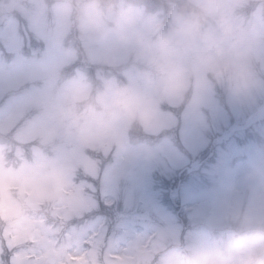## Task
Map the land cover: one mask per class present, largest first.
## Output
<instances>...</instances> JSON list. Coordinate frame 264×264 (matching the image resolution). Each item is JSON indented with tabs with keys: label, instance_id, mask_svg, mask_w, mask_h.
I'll return each mask as SVG.
<instances>
[{
	"label": "rangeland",
	"instance_id": "rangeland-1",
	"mask_svg": "<svg viewBox=\"0 0 264 264\" xmlns=\"http://www.w3.org/2000/svg\"><path fill=\"white\" fill-rule=\"evenodd\" d=\"M109 3L138 14V34L152 40L171 30L175 12L194 7H97ZM84 4L0 0V264H8L6 239L38 264L78 255L70 234L84 174L101 173L91 219L104 220L124 264H182L223 244L240 213L264 216V200H250V185L264 178V89L238 96L226 76L189 56L178 86L164 91L134 40L100 39L84 26ZM221 4L237 29L264 32V0ZM254 71L264 81V67ZM118 91L137 98L136 116L99 115ZM253 169L261 176L246 183Z\"/></svg>",
	"mask_w": 264,
	"mask_h": 264
},
{
	"label": "clouds",
	"instance_id": "clouds-1",
	"mask_svg": "<svg viewBox=\"0 0 264 264\" xmlns=\"http://www.w3.org/2000/svg\"><path fill=\"white\" fill-rule=\"evenodd\" d=\"M190 3L194 7L175 12L174 26L155 40L144 33L138 34V14L114 9L111 3L102 12L97 7L98 0H85L84 26L100 39L115 34L124 43L134 40L140 47V55L163 77L164 91L178 86L181 61L189 56L199 65L215 71L218 77L226 76L238 96H249L264 89V81L254 71L256 65L264 67V47L260 46L264 32L256 26L248 32L234 27L221 0H190ZM109 20L111 27L107 23ZM157 28L150 31L155 33ZM137 106L134 95L118 91L99 115H106L113 121L123 116L131 118L137 115ZM258 176L261 174L253 169L247 172L244 180L250 183ZM250 200L253 205L264 200V178L259 186L250 185ZM236 220L235 232L223 244L197 249L187 255L182 264H264V216L254 218L246 210Z\"/></svg>",
	"mask_w": 264,
	"mask_h": 264
},
{
	"label": "snow or ice",
	"instance_id": "snow-or-ice-1",
	"mask_svg": "<svg viewBox=\"0 0 264 264\" xmlns=\"http://www.w3.org/2000/svg\"><path fill=\"white\" fill-rule=\"evenodd\" d=\"M100 178L101 173L97 172L95 176L84 174L78 181L85 187L76 205L78 215L73 218V223L78 227L70 234L78 255H69L68 264H124V257L118 255L112 247V241L117 238L109 234L104 220L99 217L91 219L94 201L92 193L96 190L95 182ZM4 243L8 264H38V261L30 258L19 244H12L10 239H6ZM126 248L127 241L125 250Z\"/></svg>",
	"mask_w": 264,
	"mask_h": 264
},
{
	"label": "water",
	"instance_id": "water-1",
	"mask_svg": "<svg viewBox=\"0 0 264 264\" xmlns=\"http://www.w3.org/2000/svg\"><path fill=\"white\" fill-rule=\"evenodd\" d=\"M10 0H5V4H9Z\"/></svg>",
	"mask_w": 264,
	"mask_h": 264
}]
</instances>
